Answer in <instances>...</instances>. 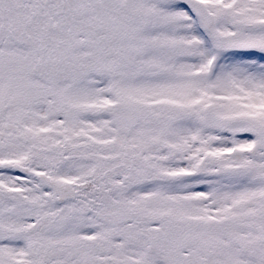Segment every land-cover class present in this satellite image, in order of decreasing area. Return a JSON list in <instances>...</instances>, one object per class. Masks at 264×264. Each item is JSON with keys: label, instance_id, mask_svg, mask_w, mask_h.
Masks as SVG:
<instances>
[{"label": "snow or ice", "instance_id": "snow-or-ice-1", "mask_svg": "<svg viewBox=\"0 0 264 264\" xmlns=\"http://www.w3.org/2000/svg\"><path fill=\"white\" fill-rule=\"evenodd\" d=\"M0 264H264V0H0Z\"/></svg>", "mask_w": 264, "mask_h": 264}]
</instances>
